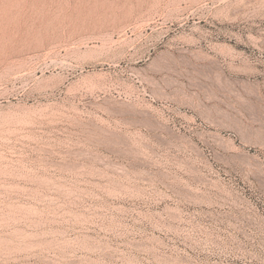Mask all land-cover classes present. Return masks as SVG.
<instances>
[{
  "label": "rangeland",
  "instance_id": "obj_1",
  "mask_svg": "<svg viewBox=\"0 0 264 264\" xmlns=\"http://www.w3.org/2000/svg\"><path fill=\"white\" fill-rule=\"evenodd\" d=\"M0 264H264V0H0Z\"/></svg>",
  "mask_w": 264,
  "mask_h": 264
},
{
  "label": "bare ground",
  "instance_id": "obj_2",
  "mask_svg": "<svg viewBox=\"0 0 264 264\" xmlns=\"http://www.w3.org/2000/svg\"><path fill=\"white\" fill-rule=\"evenodd\" d=\"M103 44H104V43H103ZM100 45H101V44H100ZM100 47H101V46H100ZM100 47H99V48H100ZM97 48H98V47H97ZM102 48H103V47H102ZM95 49H96V48H95ZM84 51H85V50H84ZM93 51H94V49H93ZM104 51H105V50H104ZM86 53H87V52H86ZM90 53H91V52H90ZM168 53H169V52H168ZM170 53H171V52H170ZM170 53H169V54H170ZM87 54H88V53H87ZM87 54H86V55H87ZM169 54H168V55H169ZM78 55H79V54H78ZM80 55H81V54H80ZM86 55H85V56H86ZM88 55H89V54H88ZM88 55H87V56H88ZM90 55H91V54H90ZM109 55H110V54H109ZM94 56H99V55H93V57H94ZM113 56H114V55H113ZM171 56H173V55L171 54ZM76 57H78V56H76ZM76 57H75V59H78V58H76ZM80 57H82V59H83V56H80ZM91 57H92V55H91ZM91 57H90V58H91ZM84 58H85V57H84ZM63 59H64V58H63ZM73 59H74V57H73ZM82 59H81V60L79 59L80 61H78L77 65H76V67L79 68L81 72H84V73L86 72V74H89V76H90L91 74H94V75H95V74H101V75H102V73H103V75H104V73H105V68H106L105 65L107 64V61H106V60H98V59H93V58H92V59H83V60H82ZM174 59H176V57H175ZM60 60H61V59H60ZM69 60H70V59H69ZM108 61H109V60H108ZM110 61H111V60H110ZM118 61H119V60H118ZM63 62H64V61H63ZM115 62H117V61H115ZM67 63H68V62H67ZM71 63H72V62H71ZM68 64H69V63H68ZM75 64H76V63H75ZM109 64H110V63H109ZM70 65H71V64H70ZM158 66H159V65H158ZM72 67H73V66H72ZM77 68H76V69H77ZM161 68H162V67H161ZM164 68H165V67H164ZM132 69L134 70V68H132ZM134 71H135V70H134ZM77 72H78V71H77ZM78 73H79V72H78ZM94 75H93V76H94ZM137 75H141V74H137ZM85 76H86V75H85ZM87 76H88V75H87ZM87 76H86L85 78H87ZM98 76H99V75H98ZM82 77H83V76H82ZM90 77H91V76H90ZM90 77H89V78H90ZM101 77L103 78V76H101ZM101 77L99 76V78H101ZM104 77H105V75H104ZM94 78H95V77H94ZM96 78H97V77H96ZM139 78H140V77H139ZM143 78H144V77H143ZM103 79H104V78H103ZM103 79H102V80H103ZM90 80H91V78L89 79V81H90ZM92 80H93V79H92ZM92 80H91V82L94 81V80H93V81H92ZM99 80H100V79H99ZM99 80H97V81H99ZM97 81H96V82H97ZM91 82H90V84H91ZM99 82H100V81H99ZM101 82H102V81H101ZM93 83H94V82H93ZM97 83H98V82H97ZM105 83H106V82H105ZM98 84H99V83H98ZM101 84H102V83H101ZM88 85H89V84H88ZM94 85H95V84H94ZM103 85H104V84H103ZM91 86H93V84H92ZM95 86H96V85H95ZM95 86H93V87H95ZM99 86H101V85H99ZM89 87H90V86H89ZM93 87H92V88H93ZM96 87H97V86H96ZM102 87H103V86H102ZM98 88L101 90L100 87H98ZM90 89H91V88H90ZM105 89H106V87H105ZM94 90H95V89H94ZM100 90H99V91H100ZM96 91H97V90H96ZM99 91H98V92H99ZM103 91H104V90H103ZM92 92H95V91L92 90ZM100 92H101V91H100ZM104 92H105V91H104ZM109 92H110V91H109ZM229 149L232 150V151H236V150H237V149L235 148L234 145H230Z\"/></svg>",
  "mask_w": 264,
  "mask_h": 264
}]
</instances>
